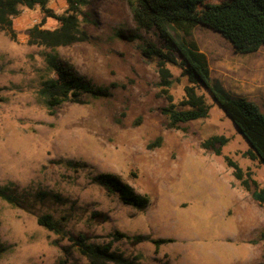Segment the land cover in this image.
I'll use <instances>...</instances> for the list:
<instances>
[{
  "label": "rangeland",
  "instance_id": "374dc122",
  "mask_svg": "<svg viewBox=\"0 0 264 264\" xmlns=\"http://www.w3.org/2000/svg\"><path fill=\"white\" fill-rule=\"evenodd\" d=\"M87 1L79 6V20L89 41L56 51L95 87L116 85L110 97L85 96V104L66 103L50 115L38 99L50 51L28 45L29 31L45 13L22 9L15 19L17 42L0 31V187L12 186L25 207L0 199V246L6 250L0 264H86L71 242L80 235L90 244H112L113 251L142 264H264V205L242 188L224 156L260 185L264 165L244 156L248 144L206 89L209 118L180 131L168 128L162 111L169 103L158 96L156 62L137 49L142 42L116 35L136 29L127 2ZM48 9L63 16L69 0H52ZM58 26L46 18L44 28ZM141 35L162 45L154 31ZM193 40L208 58L211 86L229 98H245L264 114V48L236 55L203 26L193 31ZM168 67L177 105L188 81L179 68ZM213 136L229 139L221 157L201 147ZM105 175L148 198V207L125 204L98 181ZM38 193L49 196L36 198ZM46 215L59 222V234L38 225ZM159 240L169 242L154 244Z\"/></svg>",
  "mask_w": 264,
  "mask_h": 264
},
{
  "label": "trees",
  "instance_id": "16d2710c",
  "mask_svg": "<svg viewBox=\"0 0 264 264\" xmlns=\"http://www.w3.org/2000/svg\"><path fill=\"white\" fill-rule=\"evenodd\" d=\"M52 0H0V31L17 42L15 19L21 15L22 9L40 8L45 19L29 31L28 45L44 48L50 52L44 54L49 74L42 76V84L38 90L39 102L44 105L50 115L66 103L85 104V96L90 98L110 97L112 85L95 87L86 78L80 76L74 68L57 55V49L89 41V35L81 29L79 6L87 4V0H69L68 12L56 16L48 9ZM100 1V0H98ZM130 8L136 29H120L116 35L129 42H142L137 49L147 62H156L159 75V97H165L169 103L162 112L168 120V128L184 130L182 125L208 119L211 106L207 103L202 89L211 93L215 102L233 122L239 134L249 146L244 156L251 161L264 165V114L258 107L245 98H229L217 92L211 86V69L208 58L193 40V31L198 26L209 28L229 42L239 55H252L264 48V0H224L220 4H206L208 0H125ZM46 18L56 19L59 26L55 29L44 28ZM155 32L162 40L157 46L144 41L141 33ZM168 66L181 70L186 78L185 96L179 104L174 103L170 89L174 85V75ZM161 139L157 141L160 144ZM229 143L225 136H213L205 140L201 147L213 151L216 156H223L222 149ZM229 168L233 169L234 178L253 199L264 205V184L253 179L251 172L244 171L236 162L224 156ZM98 181L118 194L127 205L145 210L149 199L137 195L118 178L109 175L100 176ZM49 195L38 193L36 198H47ZM0 199L7 204L25 209L23 200L12 186L0 187ZM39 226L50 232L59 234V222L53 216L38 218ZM117 237L122 238L123 235ZM74 247L87 260L86 264H142L140 258H127L113 251L112 244H90L87 238L80 235L72 238ZM169 241L159 240L154 244L160 246ZM0 246V258L5 253ZM58 264H68L61 259Z\"/></svg>",
  "mask_w": 264,
  "mask_h": 264
},
{
  "label": "crops",
  "instance_id": "0c3cea01",
  "mask_svg": "<svg viewBox=\"0 0 264 264\" xmlns=\"http://www.w3.org/2000/svg\"><path fill=\"white\" fill-rule=\"evenodd\" d=\"M252 96H254V95H252ZM238 97H239V96H238ZM248 97L252 98L251 95H248ZM255 97H256V96H255ZM255 97H254V99H253V98H252V99H253L254 101H255V100H258L259 97H256V98H255ZM242 98H243V97H242ZM196 262H197L198 264H199V263H201V264L204 263V261L201 260V259L196 260ZM205 264H206V260H205Z\"/></svg>",
  "mask_w": 264,
  "mask_h": 264
},
{
  "label": "water",
  "instance_id": "95a60500",
  "mask_svg": "<svg viewBox=\"0 0 264 264\" xmlns=\"http://www.w3.org/2000/svg\"><path fill=\"white\" fill-rule=\"evenodd\" d=\"M210 93V92H209ZM211 94V93H210Z\"/></svg>",
  "mask_w": 264,
  "mask_h": 264
}]
</instances>
